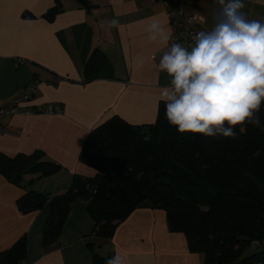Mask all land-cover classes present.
Masks as SVG:
<instances>
[{
	"label": "crops",
	"instance_id": "0c3cea01",
	"mask_svg": "<svg viewBox=\"0 0 264 264\" xmlns=\"http://www.w3.org/2000/svg\"><path fill=\"white\" fill-rule=\"evenodd\" d=\"M179 1L187 12L201 14L196 33L212 29L217 0ZM88 2L85 9L75 0H0V106L38 80L28 104L62 107L58 114L13 115L0 122V152L12 156L38 149L44 160L61 166L45 177L25 175L22 186L0 174V251L25 234L26 264H93L92 252L102 264L117 253L125 264H203L201 253L188 250L183 233L169 232L160 209L136 208L104 238L93 234L89 200L79 198L57 241L43 246L46 210L17 207L26 189L58 194L74 174L92 175L79 159L87 133L113 115L133 124L155 122L163 103L160 89L170 84L167 73L158 70L165 47L150 41L146 31L152 17L172 31L165 9L150 0ZM56 3L60 10L49 21L43 14ZM243 3L249 20L264 21V0ZM112 19L119 20L118 27L108 26ZM96 48L111 69L107 76L84 81L82 65Z\"/></svg>",
	"mask_w": 264,
	"mask_h": 264
},
{
	"label": "trees",
	"instance_id": "16d2710c",
	"mask_svg": "<svg viewBox=\"0 0 264 264\" xmlns=\"http://www.w3.org/2000/svg\"><path fill=\"white\" fill-rule=\"evenodd\" d=\"M75 1L90 7L88 0ZM59 10L56 3L43 17L51 21ZM110 69L96 48L82 65L83 80L107 76ZM255 115L259 124L237 125L231 138L177 132L165 117L164 102L153 123L133 124L113 115L92 128L81 146L79 159L92 175L74 174L58 194L26 189L17 207L46 210L43 246L57 241L80 198L89 200L96 236L111 237L133 210L149 207L164 211L169 232L183 233L188 250L201 253L203 264H264V248L246 253L251 243L257 242L255 248L264 241V103ZM60 167L44 160L42 150L0 152V174L17 186L27 174L41 178ZM26 252L22 234L0 251V264H21ZM91 255L93 264H102L101 256Z\"/></svg>",
	"mask_w": 264,
	"mask_h": 264
},
{
	"label": "clouds",
	"instance_id": "9594fccd",
	"mask_svg": "<svg viewBox=\"0 0 264 264\" xmlns=\"http://www.w3.org/2000/svg\"><path fill=\"white\" fill-rule=\"evenodd\" d=\"M217 4L214 26L195 33L189 46L170 43V30L155 17L146 27L148 39L167 49L158 70L171 79L159 99L169 125L181 134L231 138L237 125L260 123L255 113L264 103V21L249 20L243 0ZM118 25V19L108 21ZM105 264H125V258L117 253Z\"/></svg>",
	"mask_w": 264,
	"mask_h": 264
},
{
	"label": "built area",
	"instance_id": "2783aa9c",
	"mask_svg": "<svg viewBox=\"0 0 264 264\" xmlns=\"http://www.w3.org/2000/svg\"><path fill=\"white\" fill-rule=\"evenodd\" d=\"M160 4L165 9V14L172 27L171 42L183 43L189 46L193 43L192 36L196 33V27L202 23V16L197 10L187 12L179 0H150ZM167 49L165 48V51ZM55 81V80H53ZM40 81L33 80L28 83L20 93L8 103L0 106V122L3 118L13 115H35V114H58L62 112V107L58 103H48L45 105H29V101ZM257 242L251 243V247ZM21 264H26L25 262Z\"/></svg>",
	"mask_w": 264,
	"mask_h": 264
},
{
	"label": "rangeland",
	"instance_id": "374dc122",
	"mask_svg": "<svg viewBox=\"0 0 264 264\" xmlns=\"http://www.w3.org/2000/svg\"><path fill=\"white\" fill-rule=\"evenodd\" d=\"M262 248H264V241H262V243L255 248L249 247V249L246 251V253L255 252V251L260 250Z\"/></svg>",
	"mask_w": 264,
	"mask_h": 264
}]
</instances>
